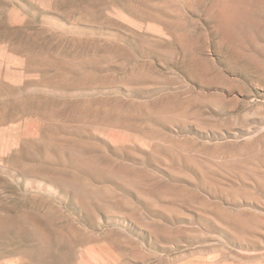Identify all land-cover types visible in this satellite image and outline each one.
Returning <instances> with one entry per match:
<instances>
[{"label": "rangeland", "instance_id": "374dc122", "mask_svg": "<svg viewBox=\"0 0 264 264\" xmlns=\"http://www.w3.org/2000/svg\"><path fill=\"white\" fill-rule=\"evenodd\" d=\"M0 264H264V0H0Z\"/></svg>", "mask_w": 264, "mask_h": 264}]
</instances>
